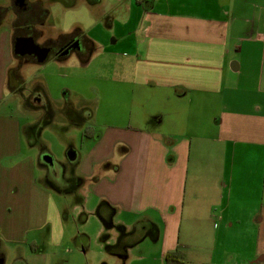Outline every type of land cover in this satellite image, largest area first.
Segmentation results:
<instances>
[{
	"label": "crops",
	"instance_id": "obj_1",
	"mask_svg": "<svg viewBox=\"0 0 264 264\" xmlns=\"http://www.w3.org/2000/svg\"><path fill=\"white\" fill-rule=\"evenodd\" d=\"M42 1L46 18L52 3L74 6L73 0ZM84 1L102 7L88 35L105 46L111 32L115 43H123L125 77L144 102L135 94L139 115L130 114L128 132L102 136L112 147L125 148L106 152L94 164L108 162L114 179L101 177L89 193L118 209L116 226L144 231L157 224L156 244L133 239L129 250L154 249L164 259L178 249L186 261L211 262L225 252L218 237L240 220L228 204L215 219L209 201H256L252 224L264 215V194L259 196L264 190V0ZM13 32L11 26L0 30V103L17 61ZM146 88L160 96L158 108L148 107ZM21 134L15 118L0 116V247L28 245L38 251L29 236L50 225L51 194L36 183V160L22 156ZM218 216L221 225L203 247L213 256L188 258L190 249L204 250L186 239L203 233L204 218L212 223ZM183 221L201 231L188 235ZM5 252L0 250L6 258ZM259 253L245 264H264ZM217 263L229 264L225 257L212 264Z\"/></svg>",
	"mask_w": 264,
	"mask_h": 264
},
{
	"label": "rangeland",
	"instance_id": "obj_2",
	"mask_svg": "<svg viewBox=\"0 0 264 264\" xmlns=\"http://www.w3.org/2000/svg\"><path fill=\"white\" fill-rule=\"evenodd\" d=\"M5 1L0 0V6ZM72 4L73 7H65L61 3L50 4L51 14L46 18L47 28L43 35L56 38L59 34H71L75 30L87 41L91 50L84 55L71 52L59 60L50 56L41 64H32L21 58L23 60H17L16 63L23 65L19 75L22 79H15L11 73L6 76V99L0 103V116L13 117L19 122L22 156H32L36 160V183L50 191L51 205L50 225L29 236V240L34 237L38 251H33L28 245L4 244L0 250L5 249L7 255L5 258L0 253V260L4 264H15L17 258L25 260L26 264H167L165 258L161 259V255L154 249L142 247L136 250L137 246L128 249L131 245L127 243L135 239V242L148 241L146 245L156 244L157 224L154 223L155 228L146 226L144 231H140L138 226L130 229L124 227L123 235L113 222L118 209L89 193L101 177L108 181L114 179L113 174H108L109 170L106 169L109 167L108 162L97 166L94 164L102 161L106 152L125 148L122 143L112 147L110 141H101L102 136L118 129L128 132L127 126H133L128 124L130 114L135 112L139 115V102L134 101L135 94H139V101L144 102L141 100L142 92L132 93L127 81L129 78L125 77L124 67L127 63L123 43H115L111 32L108 33L109 40L105 46L95 43L89 36L94 20L101 15L102 7L95 8L84 0H73ZM69 10L71 31L64 32L63 26L68 23ZM11 17L12 12L5 14L0 30L12 26ZM144 90L150 96L149 99L145 98L148 107L158 108L160 96L155 97L152 88ZM68 108L74 113L69 112ZM132 119L135 117L132 116ZM92 131L96 132L94 136H90ZM71 149H75L78 155L73 163L67 154ZM45 155L52 157V163L42 162L41 157ZM38 162L40 165H37ZM79 177L85 180L84 185L80 188L78 186L75 191L71 190L78 183ZM259 192V196L263 197L264 190L260 189ZM209 203L215 219L228 204L240 221L227 233L221 236L217 233L220 236L219 245L225 252L224 255L222 253L214 257L203 247L212 242L213 228L221 225L222 216H218L212 223L204 218V231L198 236L192 233L195 237L190 232L201 231V228L183 221L184 230H188L190 235L186 240H190L192 246L202 247L199 250H204H195L196 253H193L194 249H190L188 258L193 257L195 260L199 255L204 259L212 257L211 262L214 263L222 262L225 257L229 264H245L247 258H253L257 249L260 253L256 258H262L264 220L261 219L264 215H259L258 223L252 224L250 220L255 217L252 208L257 205L256 201ZM262 203L264 205V201ZM108 215H112L110 226L103 221ZM119 215L121 219L126 217L121 213ZM227 222L224 221V227ZM119 242L127 245L124 258L109 250V247ZM117 250L120 251V248ZM211 262L186 261L185 264Z\"/></svg>",
	"mask_w": 264,
	"mask_h": 264
},
{
	"label": "flooded vegetation",
	"instance_id": "obj_3",
	"mask_svg": "<svg viewBox=\"0 0 264 264\" xmlns=\"http://www.w3.org/2000/svg\"><path fill=\"white\" fill-rule=\"evenodd\" d=\"M3 4V6H0V24L4 21L5 14L7 12H12L10 25H12L11 27L14 28V41L20 38H33L35 44L40 48L50 49L47 59L50 56H53L54 59L59 60L63 55V51L66 49L69 50L68 54L71 52H76L81 55H84L91 50L90 45L83 37L57 40L56 38H50L43 35L46 29L42 27L44 24L43 20L46 19L48 10L44 6V2L42 0H25L22 5H19L16 0H6ZM75 44L76 47H74ZM16 57L19 61L23 60L19 58H24L28 62H32V64L38 63L35 55H16ZM68 111L74 113L71 109Z\"/></svg>",
	"mask_w": 264,
	"mask_h": 264
},
{
	"label": "trees",
	"instance_id": "obj_4",
	"mask_svg": "<svg viewBox=\"0 0 264 264\" xmlns=\"http://www.w3.org/2000/svg\"><path fill=\"white\" fill-rule=\"evenodd\" d=\"M76 31L74 30L72 33H75ZM71 33V34H72ZM71 34H59L57 37H56V39L57 40H67V39H70V38H76V37H80L79 35H78V33L76 32L75 34H73V35H71ZM15 42V41H14ZM16 57V56H15ZM62 57H64L63 55H62ZM61 57V58H62ZM17 58V57H16ZM19 59H21V58H19ZM18 60V59H17ZM19 61V60H18ZM28 62V61H27ZM17 64V66L15 65V66H13L10 70H9V73H11L12 75H13V77H15V79H19V80H21L22 78H20V72H21V70H22V66L23 65H21V63H16ZM108 165H110L109 163H108ZM84 183H85V180L83 179V178H81V177H79V180H78V183L75 185V187L74 186H72L71 187V190H76V189H78V186H79V188L81 187V186H83L84 185ZM111 216L112 215H109L107 218H105V219H103V221L107 224V225H112L111 224ZM118 227V229H119V231L121 232V234H125L124 233V227L123 226H121V225H119V226H117ZM152 228H155L154 227V225H152ZM126 247H127V245L125 244H123V243H121V242H119V244H117V245H115V246H113V247H109V250H110V252H112V253H114L115 255H118V256H120V258H124L125 256H126V254L124 253V249H126ZM118 248H120V251H118L117 249ZM121 249H122V251H121ZM165 260H166V262H167V264H185L186 263V261H185V257H184V254L180 251V250H178V249H176L175 251H173V252H169V253H167L166 254V256H165ZM0 264H4V262H3V260L1 259L0 260Z\"/></svg>",
	"mask_w": 264,
	"mask_h": 264
},
{
	"label": "water",
	"instance_id": "obj_5",
	"mask_svg": "<svg viewBox=\"0 0 264 264\" xmlns=\"http://www.w3.org/2000/svg\"><path fill=\"white\" fill-rule=\"evenodd\" d=\"M25 0H16V2L19 5H22L24 3ZM74 47H76V44L74 45ZM14 54L15 55H19V56H24V55H35L37 58V62L38 63H43L46 61L50 49L48 48H40L38 45L35 44L34 39L33 38H20L17 39L14 42ZM68 49L63 51V55H67L68 54ZM68 158L70 159V161L73 163L76 161L78 155L77 152L74 149H71L68 151ZM42 158V162L44 161V163H52V157L49 155H45Z\"/></svg>",
	"mask_w": 264,
	"mask_h": 264
},
{
	"label": "clouds",
	"instance_id": "obj_6",
	"mask_svg": "<svg viewBox=\"0 0 264 264\" xmlns=\"http://www.w3.org/2000/svg\"><path fill=\"white\" fill-rule=\"evenodd\" d=\"M69 20H68V23H66L64 26H63V31L64 32H69V31H71V23H72V21H71V10H69Z\"/></svg>",
	"mask_w": 264,
	"mask_h": 264
}]
</instances>
